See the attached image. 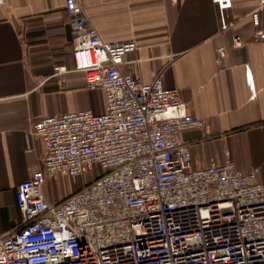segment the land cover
<instances>
[{"label":"built area","instance_id":"1","mask_svg":"<svg viewBox=\"0 0 264 264\" xmlns=\"http://www.w3.org/2000/svg\"><path fill=\"white\" fill-rule=\"evenodd\" d=\"M3 2V0H0ZM220 30L231 0H214ZM73 24V68L105 95V110L44 116L30 135L45 146L44 165L20 182L21 219L0 236V264H264V179L243 170L228 148L218 164L196 166L184 132L203 120L181 90L125 71L135 40L107 41L79 0H65ZM254 39L264 40L259 11ZM245 39L233 33L231 48ZM221 63L227 48H216ZM56 71H69L64 64ZM93 170V176L82 177ZM98 169V171H97ZM58 175L75 189L51 202L44 187ZM80 182V183H79Z\"/></svg>","mask_w":264,"mask_h":264},{"label":"crops","instance_id":"2","mask_svg":"<svg viewBox=\"0 0 264 264\" xmlns=\"http://www.w3.org/2000/svg\"><path fill=\"white\" fill-rule=\"evenodd\" d=\"M89 21L107 41L135 40L123 70L150 82L157 71L164 83L178 87L189 111L203 126L184 132L196 166L218 164L224 149L243 170L260 167L264 179V40L254 39L251 14L259 11L264 28V0H231L224 17L233 28L220 30L214 0H79ZM233 33L245 44L231 48ZM227 55L217 61L216 48ZM73 24L65 0L0 2V236L16 228L20 182L44 165L45 146L30 135L44 116L79 109L105 110L100 88L73 68ZM70 69L58 72L55 66ZM98 91L97 99L93 92ZM56 202L72 190L51 193Z\"/></svg>","mask_w":264,"mask_h":264},{"label":"rangeland","instance_id":"3","mask_svg":"<svg viewBox=\"0 0 264 264\" xmlns=\"http://www.w3.org/2000/svg\"><path fill=\"white\" fill-rule=\"evenodd\" d=\"M93 95L99 100L101 98V95L98 91H94ZM98 171V169H97ZM89 176H93V170L90 169L88 170V173L85 175V177H82L80 181L84 180V178H89ZM80 183V182H79ZM75 188L74 182L67 176L65 175H58L52 180V185H51V193H64L67 190H72Z\"/></svg>","mask_w":264,"mask_h":264}]
</instances>
